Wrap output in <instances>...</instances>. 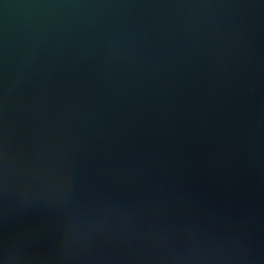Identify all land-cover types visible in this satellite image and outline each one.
<instances>
[{
    "label": "water",
    "instance_id": "95a60500",
    "mask_svg": "<svg viewBox=\"0 0 264 264\" xmlns=\"http://www.w3.org/2000/svg\"><path fill=\"white\" fill-rule=\"evenodd\" d=\"M0 264H264V0H0Z\"/></svg>",
    "mask_w": 264,
    "mask_h": 264
}]
</instances>
